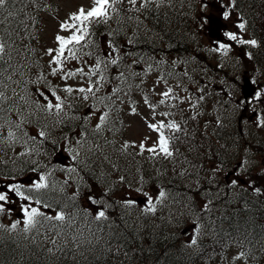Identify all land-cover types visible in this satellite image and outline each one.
Masks as SVG:
<instances>
[{
	"label": "trees",
	"instance_id": "obj_1",
	"mask_svg": "<svg viewBox=\"0 0 264 264\" xmlns=\"http://www.w3.org/2000/svg\"><path fill=\"white\" fill-rule=\"evenodd\" d=\"M39 1L6 0L0 7V43L4 45L0 92L6 97L0 100V128L11 133L24 150L11 155L0 142V181L43 177L38 183L15 184L33 203L28 211L35 208L41 215L22 230L20 220L10 222L15 228L5 224L9 234L0 227V264H229L234 249L244 254H239L242 259L259 263L264 258V170L257 168L261 165L257 157H264V112H258L257 126L253 121L242 132L239 112L230 119L225 113L211 115L201 105L210 99L215 109H237L232 100L238 88L232 86L233 59L219 54L216 64L208 62L200 50L188 45L195 0L186 1L189 12L177 6L181 0H137L134 5L129 0H110L107 16L91 19L84 40L71 51L75 59L69 52L61 57L72 72L80 69L83 59L99 62L97 74L85 78L91 80L93 92L80 95L74 89L71 93L56 89L60 100L53 105L60 103L59 110H48V102L29 103L28 112L21 113L19 104L10 99L12 90L36 100L34 92L49 77L29 55L31 28L24 11L37 8ZM234 4L240 24L256 41L246 46L250 52L258 49L243 69L251 70L256 64L264 68L263 3L239 0ZM179 17L186 20L189 37L186 32L167 34V23L174 27ZM156 41L169 48H156ZM193 55L207 63L202 67L204 84L192 100L194 110L175 116L179 130L166 136L172 154L129 144L122 117L129 98L145 95L144 85L151 76L164 83L182 77L183 70L190 73L188 64H183ZM206 68L213 70L208 80ZM109 88L111 94L104 96ZM93 99L109 102L114 119L107 116L103 123H92L94 117L83 111V103ZM166 161L171 164L166 166ZM100 168L105 172L112 168L123 181L101 175ZM233 173L236 179L231 186L225 178ZM127 176L134 179L128 182ZM40 183L47 186L35 187ZM122 186L149 195L141 205L135 204L121 197L126 191ZM100 211L105 217L97 219ZM57 214H63L64 220L47 218ZM188 225L195 244L181 237ZM56 232L70 238L59 244L44 239Z\"/></svg>",
	"mask_w": 264,
	"mask_h": 264
},
{
	"label": "rangeland",
	"instance_id": "obj_2",
	"mask_svg": "<svg viewBox=\"0 0 264 264\" xmlns=\"http://www.w3.org/2000/svg\"><path fill=\"white\" fill-rule=\"evenodd\" d=\"M87 1L88 0H58L59 5L55 11L56 15L45 17L46 27L44 28V30H42V34H41L42 42H44L46 45H50V43L54 45L57 43V40H56L57 35L64 36V37L70 36L73 33V31H75V29L62 30L60 25H61V23L65 22V21H67L69 24L75 23L74 21H72L70 19V16L72 14L76 13V11L78 10V7L85 5ZM92 1L93 0H91V3L87 8H89L92 5ZM216 27L217 26H213V29H212V31L215 33V36L217 33ZM211 34L213 35V33H211ZM194 76H196V75H194ZM57 82H56V84L61 88V90H64L67 86H73L74 88H77L80 86L79 83H76L74 80H72L70 78L68 79L66 77L60 78ZM151 85L154 86L152 89V91H153L152 96L150 97V98H152L151 102H158L161 99L167 100L169 98H176V100H179L182 103L187 98L185 91L184 90H182V91L176 90L174 85H164L163 86L162 84H157V83H152ZM46 90H48L47 91L48 93H52V91H55V89L50 90L49 88H46ZM169 90H171L169 93V96L164 97L162 95V93L168 92ZM15 91H17V89L12 90L10 99L12 101H14L15 103L19 104L18 107H19V110L21 113H27L28 112L26 110V108H27V105L29 103H31V104L33 103L34 105L39 106L38 103H40L41 101L32 100L30 97V94L25 96L23 94L20 95L18 93V95H15ZM44 93H45V91H44ZM263 94H264V89H262V95ZM33 95H34L33 97H35L36 99L38 98V100H39V97H38L39 92L38 91L35 92ZM151 102L150 101L148 103L140 102V104L138 106V116H130L127 119L129 121V123L127 125V138L131 139L132 141L133 140L145 141V140L149 139L150 141H152V144H150V146L154 147L157 145L159 134H158V132L150 129L148 127V124L149 123L159 124L160 122L168 124L169 119L166 117H162L160 112L158 110H156L155 108H150L149 105L157 104V103H151ZM44 103L45 102H41L40 105H43ZM183 104L188 105V103L185 101L183 102ZM21 107H24L25 109L21 108ZM0 142L5 145L6 151L11 155L18 153L20 151L19 143L15 140H12L10 135H8V134H4V133L0 132ZM144 146L151 148L149 145H147V143H144ZM82 149H84V148H82ZM110 171L111 170H109L108 172L103 171V172H101V175L104 176V175L108 174V176L110 178H112L113 180H116L117 182L122 180V178L118 174L114 175L113 172H110ZM123 188L126 190L125 187H123ZM121 197H123V198L125 197V199H129V200H133V201H135V204L137 202L139 205H141L143 203L142 200H139L141 198L140 196H138L135 199V194L132 191L129 192L128 190H126L125 192H123ZM11 214L12 215H5V214L1 213L0 214V224L5 225V224L9 223L8 225L12 226V224L10 223L11 221L20 220V227L24 228V225L26 224L25 217L20 215V213H18L17 209H12ZM2 215H4V216H2ZM2 228L4 229V227H2ZM45 244H46V242H45ZM47 246L51 247L49 245H47ZM175 258L178 259V256L175 255ZM172 260H174V258H172ZM234 263L243 264V263H237V262H234ZM259 264H264V260L263 261L261 260Z\"/></svg>",
	"mask_w": 264,
	"mask_h": 264
},
{
	"label": "snow or ice",
	"instance_id": "obj_3",
	"mask_svg": "<svg viewBox=\"0 0 264 264\" xmlns=\"http://www.w3.org/2000/svg\"><path fill=\"white\" fill-rule=\"evenodd\" d=\"M5 2H6V0H0V7H3ZM129 3L134 5L136 3V0H129ZM94 4H95V6L92 7L90 10H88L87 12L85 11V9L81 8V9H79L78 13H74V14H72L70 16V19L72 21L77 22V23L69 24L67 21L61 23L60 27H61L62 30L75 29V31H73V33L70 36H68V37L57 35L56 40L59 43V49L57 50V55L52 57V61L54 63H56L57 65H59L61 63V57L64 55L65 48L68 45L73 44V43L79 44L82 40H84L85 35L88 32V28H87L86 22L90 21L91 19H95V18H99V17H106L107 16V6L110 4V0H94ZM227 15H228L227 13H224L225 18H227ZM239 27L242 29L244 27V25L240 24ZM225 35L230 40H237L238 39V37L232 32H226ZM239 43L255 44L256 41H254V40H252V41L239 40ZM221 47L223 48V47H226V46L225 45H221ZM3 50H4V45L2 43H0V52H3ZM48 51H49V55H51L52 52H53L52 49H49ZM69 55L73 59H75V54L72 53L70 49H69ZM112 63L115 64L116 61L112 60ZM96 68L97 69L99 68V62L97 63ZM52 71H53V74H55L57 69H53ZM76 72H80L81 74H83V70L82 69H77ZM76 72L69 71L67 73V76H74V75H76ZM93 74H95V73L93 72ZM100 79L101 80L103 79L102 75H101ZM64 90L69 92V93H71L73 91V89L71 87H67ZM77 91H79L81 93H85V92L91 93V92H93V88H92V86L90 84L87 89L82 87V88L77 89ZM170 91L171 90H169L168 92H164V93H162V95L164 97H168ZM39 94L41 96H44V93H42V92H40ZM51 95L54 96L57 101L60 100V97L56 96L55 91H52ZM3 99H6V97L4 96L3 92H0V100H3ZM44 99L47 100V97L44 96ZM84 99H87V96H85ZM145 103H148L147 98H145ZM160 103L163 104L164 100H161ZM45 107L48 110H51L53 107H55L56 109L59 110L61 108V104L60 103H56L55 105H53V103L51 101H49L45 105ZM149 107L150 108H154V106H152V105H149ZM133 111H135V109H133ZM106 115L107 114L101 115L99 117V120H100L101 123L104 122V120L106 118ZM162 115H167V113H164ZM97 127H99V125H97ZM148 127L150 129H152L153 131H156V132L159 133L157 143L159 144L160 150L165 155L170 156L172 153L169 151V148H168L169 141H168V138L164 135V132H163L165 124L163 122H160L159 124L149 123ZM167 127L175 129V130H179V126L177 124H175L174 122L169 123L167 125ZM9 135H12V134L9 133ZM40 135L43 136L44 133L40 132ZM141 148H143V144H141ZM148 151L154 152L155 148H150V149H148ZM41 180H43V177H41ZM233 183H235V181H233ZM46 186L47 185H45L43 183L35 185V187H37V188H43V187H46ZM17 195L23 196V194L21 192H19L18 188H17ZM160 195L163 196V193L161 192ZM24 199H27V197H24ZM89 199L91 200V197H89ZM6 200H7V195L5 193L0 192V201H6ZM37 202L39 203V201H37ZM93 202L95 203V201H93ZM128 203H132V201H129ZM151 203H152V198L149 197L148 198V204H151ZM0 210H2V206H0ZM148 210L149 211H154V208H149ZM24 213L27 216L26 225H28L29 227L33 226L35 224V222H36L35 218L38 215H41V213H39L37 211V209H35V208H32L31 212H29L27 209H24ZM104 217H105V213L103 211H100L97 214V216H96L97 219H101V218H104ZM47 218L48 219H53L54 218L56 220L63 221L64 220V215L63 214H57L54 217H47ZM15 226H16L15 224L12 225L13 228H15ZM191 243L195 244L196 240L192 239ZM240 255L243 256L244 254L240 253ZM236 258L238 259L239 257H236Z\"/></svg>",
	"mask_w": 264,
	"mask_h": 264
}]
</instances>
